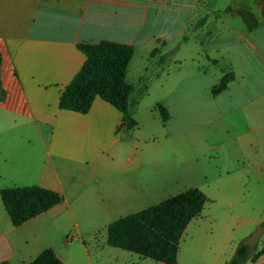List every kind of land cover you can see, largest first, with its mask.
<instances>
[{
    "label": "crops",
    "instance_id": "1",
    "mask_svg": "<svg viewBox=\"0 0 264 264\" xmlns=\"http://www.w3.org/2000/svg\"><path fill=\"white\" fill-rule=\"evenodd\" d=\"M262 27L264 0H0V263L53 249L65 264H115L112 223L198 189L209 202L177 264H228L264 223ZM105 41L134 47L137 94L148 78L130 133L100 97L86 114L59 107L87 59L79 46ZM157 48L164 64L151 57ZM14 187L63 202L15 227L1 200ZM257 247L246 264H264V235Z\"/></svg>",
    "mask_w": 264,
    "mask_h": 264
},
{
    "label": "trees",
    "instance_id": "2",
    "mask_svg": "<svg viewBox=\"0 0 264 264\" xmlns=\"http://www.w3.org/2000/svg\"><path fill=\"white\" fill-rule=\"evenodd\" d=\"M79 49L87 59L62 93L60 109L86 114L95 99L100 97L123 114V129L130 133L137 126L133 118L134 111L148 89V78L143 79L144 87L138 94L136 86L127 80V68L134 55V47L105 41L81 44ZM151 57H159L161 64L168 61V55H163L160 48L155 49ZM212 62L217 64V61ZM233 80L234 73L231 70L225 72L214 92L223 91ZM155 110L161 113L164 123L169 120V112L165 107L158 105ZM1 200L15 227L22 226L63 202L59 194L40 187L3 189ZM208 202L200 190H186L156 206L112 223L106 231V244L158 263L177 264L180 241L190 222L202 214ZM261 254L257 246L251 248L241 243L228 264L256 262ZM29 264L65 263L58 258L55 250L47 249Z\"/></svg>",
    "mask_w": 264,
    "mask_h": 264
},
{
    "label": "rangeland",
    "instance_id": "3",
    "mask_svg": "<svg viewBox=\"0 0 264 264\" xmlns=\"http://www.w3.org/2000/svg\"><path fill=\"white\" fill-rule=\"evenodd\" d=\"M259 39L261 40V44L262 46L264 47V27L261 28V34L259 36ZM258 71H256V74H255V80L257 82V89L258 90H262L264 89V78H259L258 76ZM238 100H240L239 97H237ZM112 251H118V253H122L123 255H119L118 258H119V261H116L115 264H136V259L137 256L135 254H131V253H128L126 251H123V250H120V249H116V250H112ZM94 255V254H93ZM133 258H131V256ZM110 258H115V254H109ZM105 259H108V258H105ZM147 262H142L140 264H160L158 262H155L153 260H146Z\"/></svg>",
    "mask_w": 264,
    "mask_h": 264
},
{
    "label": "water",
    "instance_id": "4",
    "mask_svg": "<svg viewBox=\"0 0 264 264\" xmlns=\"http://www.w3.org/2000/svg\"><path fill=\"white\" fill-rule=\"evenodd\" d=\"M263 235H264V227L259 225L250 235V237H248L245 240L244 244L248 247L255 248L259 244L260 239L262 238Z\"/></svg>",
    "mask_w": 264,
    "mask_h": 264
}]
</instances>
